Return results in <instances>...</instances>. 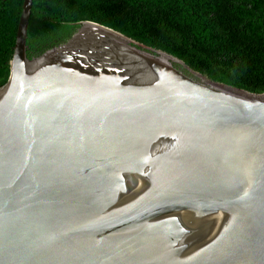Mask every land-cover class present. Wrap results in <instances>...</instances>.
Masks as SVG:
<instances>
[{"label":"water","instance_id":"obj_1","mask_svg":"<svg viewBox=\"0 0 264 264\" xmlns=\"http://www.w3.org/2000/svg\"><path fill=\"white\" fill-rule=\"evenodd\" d=\"M31 5L0 83V264H264V93L90 21L28 58Z\"/></svg>","mask_w":264,"mask_h":264},{"label":"trees","instance_id":"obj_2","mask_svg":"<svg viewBox=\"0 0 264 264\" xmlns=\"http://www.w3.org/2000/svg\"><path fill=\"white\" fill-rule=\"evenodd\" d=\"M23 0H0V83L12 56ZM90 21L166 52L213 82L264 93V0H32L26 54Z\"/></svg>","mask_w":264,"mask_h":264},{"label":"rangeland","instance_id":"obj_3","mask_svg":"<svg viewBox=\"0 0 264 264\" xmlns=\"http://www.w3.org/2000/svg\"><path fill=\"white\" fill-rule=\"evenodd\" d=\"M187 70H185V72H186ZM189 76H191V77H193L192 75H189ZM207 78V77H206ZM193 79H195V80H198V78H194L193 77ZM208 79V78H207ZM208 80H210V79H208ZM211 81V80H210Z\"/></svg>","mask_w":264,"mask_h":264},{"label":"bare ground","instance_id":"obj_4","mask_svg":"<svg viewBox=\"0 0 264 264\" xmlns=\"http://www.w3.org/2000/svg\"><path fill=\"white\" fill-rule=\"evenodd\" d=\"M201 80L204 81V82H207V80L205 78H203V77L201 78ZM227 92H229V91H227Z\"/></svg>","mask_w":264,"mask_h":264}]
</instances>
